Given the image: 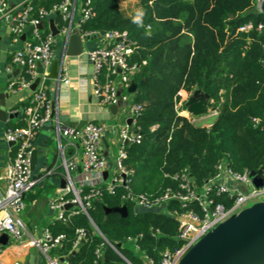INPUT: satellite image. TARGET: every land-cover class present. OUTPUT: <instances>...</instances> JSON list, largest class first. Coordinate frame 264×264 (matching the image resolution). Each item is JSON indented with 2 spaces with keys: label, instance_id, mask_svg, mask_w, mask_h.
I'll use <instances>...</instances> for the list:
<instances>
[{
  "label": "trees",
  "instance_id": "16d2710c",
  "mask_svg": "<svg viewBox=\"0 0 264 264\" xmlns=\"http://www.w3.org/2000/svg\"><path fill=\"white\" fill-rule=\"evenodd\" d=\"M63 1L31 3L38 13L40 8L50 11ZM122 1L91 0L92 15L82 22V28L127 31L134 43L130 62L138 65V71L133 77L137 82L144 79L136 89V101L143 104L138 118L143 139L129 146L125 160L135 170L134 190L153 197L167 188L179 190V182L165 173L183 169L196 185L203 186L217 173L223 158L238 171L264 165V128L252 121L264 114V12L245 15L255 0H140L145 13L141 25L121 8ZM248 20L256 23L255 28L238 31ZM259 23H263L262 29L257 28ZM196 88L218 101L221 89L228 93L211 126L195 125L177 111L180 91ZM124 191L119 187L117 194L105 192L92 201L88 213H74L68 221L51 224L54 234H66L51 254L67 256L75 248L77 230L83 228L86 241L61 264H128L127 260L147 264L142 254L160 264L162 252L177 244L179 223L173 212L199 207L194 201L184 207L181 200L172 198L160 211L139 209L121 198ZM216 199L230 203L224 195H216ZM123 204L128 206L127 216L106 213L104 208ZM128 237L136 238L140 250L128 246Z\"/></svg>",
  "mask_w": 264,
  "mask_h": 264
},
{
  "label": "built area",
  "instance_id": "2783aa9c",
  "mask_svg": "<svg viewBox=\"0 0 264 264\" xmlns=\"http://www.w3.org/2000/svg\"><path fill=\"white\" fill-rule=\"evenodd\" d=\"M261 1L255 0L256 3ZM90 3L91 0L84 2L64 0L50 11L40 8L36 13L31 1L21 5L13 4L9 0H0V16L8 23L12 35L16 39H20L23 34L26 35L23 46L13 53V60L25 67V73L18 81H10L9 89H15L16 84L20 87H28L38 75H41L38 87L34 90L32 102L23 108L25 124L9 126L4 133L5 139L13 142L15 155L0 177L4 181V184L0 185V235L7 232L10 239L16 243L30 242L32 246L46 255L53 248L61 246L66 239L65 233L54 234L49 227H45L39 236L29 238L22 217L26 208L25 194L36 183L31 168L35 140L40 129L47 123L53 122L61 138H65L68 144L81 147L80 165L84 173L83 179L77 182L73 171L78 167V161L73 157L66 158L63 152L66 185L50 203L52 208L60 210L59 219L68 221L71 214L88 213V208L92 206L94 199L100 198L105 192L117 194L119 187L125 189L121 198L139 209L158 208L160 211L172 198L181 200L184 207L194 201L199 207L198 210L187 208L182 212L176 210L173 212L174 218L179 223V232L176 235L177 244L162 252L160 264H178L187 251L217 225L241 209L257 201H263L264 183L256 186L249 170L238 171L227 158H223L217 164V173L203 186L196 185L190 172L183 169L174 173H165V176L179 182V190L167 188L156 197L134 190L135 170L125 160L128 157L129 146L140 143L143 139L138 124L143 104L137 101L130 103L128 95L124 93V88L130 92L129 87L133 76L138 71V65L130 62V55L135 47L127 31L106 30V33L102 35L105 43L85 51L93 64V93L99 103L104 106L119 105L118 111L126 114L123 124L119 125L121 128L118 130V125L106 126L94 120H89L80 127L67 125L60 121L55 115L45 83L50 71L48 69L55 55L56 35L52 31L44 33L39 25L49 13L59 11L66 21V24L60 28V34L64 35L66 43L74 28H78L83 37L95 35L99 31H87L82 28V22L92 15ZM78 11L81 13L79 21L76 20ZM255 26L256 23L253 20H248L238 27V31H248ZM257 28L262 29L263 23H259ZM39 62L44 67L41 74L37 70ZM63 68L62 63L59 79L68 81V74L67 72L63 74ZM186 100L187 95H181L179 102L176 100V108L181 115L184 110L187 111L184 107ZM187 115H189L188 111ZM129 118L131 123L128 122ZM252 121L254 126L264 128V114L253 117ZM109 128L119 133L120 141L113 165L110 164L105 151L106 131ZM111 168L113 171L109 174L108 170ZM105 170L108 171L106 177ZM216 195H224L230 203L218 201ZM70 203L73 209L70 213H66L67 205ZM94 228L101 234L95 224ZM77 231L79 236L75 242V248L81 239L86 240V231L83 228ZM127 242L133 244L136 250H140L136 238L128 237ZM111 246L121 253L116 244H111ZM97 252L99 253L100 250L98 249ZM1 253L0 246V256ZM142 256L147 264L148 262L154 264L147 255L142 254ZM127 262L133 264L129 260ZM0 264L7 263L0 259ZM49 264H60L59 258H49Z\"/></svg>",
  "mask_w": 264,
  "mask_h": 264
},
{
  "label": "crops",
  "instance_id": "0c3cea01",
  "mask_svg": "<svg viewBox=\"0 0 264 264\" xmlns=\"http://www.w3.org/2000/svg\"><path fill=\"white\" fill-rule=\"evenodd\" d=\"M13 4L25 5L31 0H10ZM121 8L129 15L135 16L137 9H141L140 0H123ZM58 11L48 14L45 21L40 27L44 32L51 31L50 19H54V23L60 29L63 25V17ZM81 17L80 11L76 15V20ZM29 34L27 35L28 38ZM26 36L16 39L12 36L8 23L0 16V92H8V110L14 114L8 121H0V177L3 175L5 168L12 161L15 155V147L13 143L7 141L4 137L6 129L10 124L24 122L23 108L26 104L32 102L34 90L28 87H20L16 84L15 89H9L10 81H18L25 73V67L13 60V53L21 48L24 44ZM105 43L104 37L98 36L93 39H88L85 42V51L98 45ZM67 43L63 34H57L55 37V58H63V74L67 72L68 81L47 77L45 83L47 92L53 103L55 115L60 121L67 125L82 126L89 120L97 121L106 126L112 118L119 116L120 112L113 113L110 107H106L99 103L98 98L93 93V64L87 53L84 51L82 55L65 56ZM53 59V60H54ZM38 70V68H37ZM50 70V67L48 71ZM134 79V77H133ZM188 98V95H187ZM211 98V97H210ZM185 106V105H184ZM186 107V106H185ZM183 114L187 115L184 110ZM205 114V113H204ZM202 114V115H204ZM192 115V114H191ZM200 115V116H202ZM190 119V113L187 115ZM194 116V115H193ZM199 118V116H194ZM197 118V119H198ZM191 121H193L191 119ZM214 123V122H213ZM212 123V124H213ZM211 124V125H212ZM109 133H113L112 143H114V152L111 150L109 143ZM117 132L113 128L106 131L105 151L108 157L111 155L110 164L113 165L116 155L119 150V138H116ZM35 148L39 151L38 161L33 176L36 178V183L25 194L26 208L22 214L27 236H39L45 227H49L59 219L60 210L52 208L50 203L62 192V179L66 176L63 152L66 158L73 157L78 161V167L73 171L77 182L83 179L81 157L82 149L79 145L68 144L65 138H61L55 123L49 122L44 125L35 140ZM109 174L113 171L111 168ZM0 178V185L4 184ZM71 210L73 207H69ZM63 221V220H62ZM50 228V227H49ZM2 253L0 259L7 264L14 261H25V264L30 263L31 247L30 242L16 243L10 239L8 245H0ZM42 252V251H41ZM43 253V252H42ZM49 258H59L53 256L51 251L46 255L43 253L44 263H49ZM59 263H62L59 258Z\"/></svg>",
  "mask_w": 264,
  "mask_h": 264
},
{
  "label": "water",
  "instance_id": "95a60500",
  "mask_svg": "<svg viewBox=\"0 0 264 264\" xmlns=\"http://www.w3.org/2000/svg\"><path fill=\"white\" fill-rule=\"evenodd\" d=\"M59 12V11H58ZM264 12V0L256 3L254 6L247 9L245 15L257 14ZM39 27H43L40 24ZM51 31L57 35L60 34V29L54 23V19H50ZM106 30H101L95 35H89L83 37L78 28H74L71 35L68 38L67 47L64 51V57L82 55L85 51V42L88 39L104 35ZM26 35L23 34L24 38ZM63 58H55L51 64L48 76L50 78L59 79L61 73V66ZM44 67L41 62L38 63V72L41 74ZM41 80V75H38L34 82L31 83L30 88L35 89ZM144 79L140 81L131 82L129 87L130 92H135L138 85L143 83ZM8 92H0V121L6 122L9 118H12L14 114L8 110ZM210 102V94L203 91L200 88L194 89L193 93L185 101L187 111L194 115L200 116L204 114L208 108ZM110 109L113 113H116L119 109V105H111ZM131 123V119H128ZM13 143V142H11ZM39 151L34 148L32 151L31 168L35 169L38 161ZM264 165L256 170H251L250 175L253 177V182L256 186H261L264 183ZM105 177L108 175V171H104ZM66 185V178L62 179V186ZM72 204H68L67 208ZM106 213L117 212L122 216L129 214L128 206L123 204L119 206H107L104 205ZM84 239H81L80 243L74 248L67 256L62 257L61 260H69L73 257L81 248ZM10 243V236L7 232L0 235V245H8ZM121 244L118 243V246ZM31 264H46L43 261V253L36 247H31ZM4 262V261H3ZM22 262L25 261H14ZM11 264V263H10ZM148 264H152L148 262ZM178 264H264V200L257 201L243 209L238 213L232 215L224 222L217 225L214 229L205 234L200 240H198L181 258Z\"/></svg>",
  "mask_w": 264,
  "mask_h": 264
},
{
  "label": "rangeland",
  "instance_id": "374dc122",
  "mask_svg": "<svg viewBox=\"0 0 264 264\" xmlns=\"http://www.w3.org/2000/svg\"><path fill=\"white\" fill-rule=\"evenodd\" d=\"M86 45V44H85ZM194 90L192 91H185L184 89H182V96L183 95H188V97L193 93ZM124 93L128 95L129 97V102L130 103H133L136 101V91L135 92H128L126 88H124ZM227 91L224 90V89H221L220 91V99L219 101L216 99V98H213L211 97L210 98V102H209V105H208V108L205 112L204 115L202 116H199V118H195L193 115L190 114V117L191 119L193 120L192 122L195 124V125H201V126H208V125H211L215 120L216 118L218 117L219 115V112H220V109L222 107V104L226 101L227 99ZM179 99L180 98H177V102H179ZM107 107V106H106ZM185 107V106H184ZM126 117V114L124 113H120L119 116H117L116 118H112L111 120H109L107 123H109V125H112V126H115V125H118V130L121 128L119 125L123 124L124 122V119ZM108 140H109V143H110V146H111V150L112 152H114V143H112V137L115 136L113 133H109L108 134ZM116 138L118 139L119 138V133L116 134ZM120 145V141L118 143V146ZM113 158V157H112ZM111 155L109 157V159L111 160ZM112 165V164H111ZM164 211V210H163ZM128 246L133 250L135 251L136 249L134 248L133 244H128ZM137 251V250H136Z\"/></svg>",
  "mask_w": 264,
  "mask_h": 264
},
{
  "label": "clouds",
  "instance_id": "9594fccd",
  "mask_svg": "<svg viewBox=\"0 0 264 264\" xmlns=\"http://www.w3.org/2000/svg\"><path fill=\"white\" fill-rule=\"evenodd\" d=\"M145 15L143 9H137L136 15L133 17V22L136 23L137 25H141L142 23V18Z\"/></svg>",
  "mask_w": 264,
  "mask_h": 264
},
{
  "label": "bare ground",
  "instance_id": "6f19581e",
  "mask_svg": "<svg viewBox=\"0 0 264 264\" xmlns=\"http://www.w3.org/2000/svg\"><path fill=\"white\" fill-rule=\"evenodd\" d=\"M9 2H11V1L9 0ZM11 3H12V2H11ZM46 18H47V17H46ZM46 18H45V19H46ZM45 19H44V21H45ZM44 21H43V22H44ZM43 22H42V23H43ZM186 112H187V111H186ZM85 241H86V240H85ZM117 247H118V246H117ZM48 264H49V263H48Z\"/></svg>",
  "mask_w": 264,
  "mask_h": 264
}]
</instances>
